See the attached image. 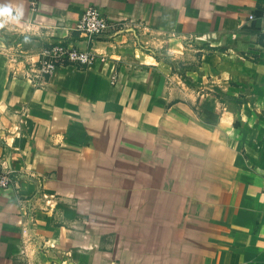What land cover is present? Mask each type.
Listing matches in <instances>:
<instances>
[{
	"label": "crops",
	"instance_id": "0c3cea01",
	"mask_svg": "<svg viewBox=\"0 0 264 264\" xmlns=\"http://www.w3.org/2000/svg\"><path fill=\"white\" fill-rule=\"evenodd\" d=\"M4 6L22 14L0 15V162L28 184L24 199L0 191V264H264V0ZM91 6L127 22L94 41L107 62L34 87L24 74L42 47L86 49L74 28ZM185 37L213 49L186 76L219 89L217 106L199 109L162 59Z\"/></svg>",
	"mask_w": 264,
	"mask_h": 264
},
{
	"label": "built area",
	"instance_id": "2783aa9c",
	"mask_svg": "<svg viewBox=\"0 0 264 264\" xmlns=\"http://www.w3.org/2000/svg\"><path fill=\"white\" fill-rule=\"evenodd\" d=\"M32 7H36V2H31ZM262 21H264L263 7ZM254 14L249 15V20H254ZM131 22V21H130ZM130 26L139 32L145 28L141 23H129ZM127 27V22L113 23L107 15L99 8L91 6L86 8L79 17L74 32L81 37L86 49L81 50L71 46L67 42H56L42 47L38 53V58L31 64H28L24 78L29 81L34 87H44L54 71L74 67L86 69L94 62L99 61L106 63L107 59L98 55L93 50L94 41L108 33L110 30H115V33L122 32ZM168 38L174 37L173 34L168 35ZM6 50H11V58L16 60L21 56L22 50L18 44L11 45ZM112 82H115V77H112ZM28 179L13 169L5 162H0V191H10L16 198L24 199L22 191L26 187ZM53 200L46 195H42V201L45 206H48Z\"/></svg>",
	"mask_w": 264,
	"mask_h": 264
},
{
	"label": "rangeland",
	"instance_id": "374dc122",
	"mask_svg": "<svg viewBox=\"0 0 264 264\" xmlns=\"http://www.w3.org/2000/svg\"><path fill=\"white\" fill-rule=\"evenodd\" d=\"M202 43L198 40H196L193 37H185V40L182 41V43H178L177 45L172 44L171 54H169V50H165V52L162 54V59H165L167 62H169L173 68H175L174 72L176 75H178V83L181 86L191 88L193 87V90H198V92L194 91L193 94V101L194 104L198 100H200V107L203 106H209L210 103L215 104L216 106L221 101L220 99L225 98L223 95L220 96V90L216 87H212L207 83H195L191 84L189 79L187 78L186 74H191L192 72H195L197 66L200 63L201 55L206 54L208 52H211L213 49L208 47H201ZM242 56L247 59H252L250 56L245 55L242 53ZM159 59L161 58L158 56ZM157 57V58H158ZM17 58H23V54ZM16 58V59H17ZM254 60V57H253ZM104 64V63H103ZM190 77V76H189ZM191 78V77H190ZM167 84H170V80L167 79V83L165 82V86ZM245 95H244V102H247L248 104H251L253 107L256 105V94L251 93L248 91V89H245ZM235 102L242 103L241 98L237 97L234 99ZM196 106V105H195ZM238 115L235 113V116ZM236 118V117H235ZM260 118H264V115H260ZM236 119H240L237 117ZM207 122L210 121V117L205 119ZM121 179H129V176H119ZM139 178V177H138Z\"/></svg>",
	"mask_w": 264,
	"mask_h": 264
},
{
	"label": "clouds",
	"instance_id": "9594fccd",
	"mask_svg": "<svg viewBox=\"0 0 264 264\" xmlns=\"http://www.w3.org/2000/svg\"><path fill=\"white\" fill-rule=\"evenodd\" d=\"M22 14V10H19L15 16L12 15V9L10 6H4L0 8V15L16 20Z\"/></svg>",
	"mask_w": 264,
	"mask_h": 264
}]
</instances>
